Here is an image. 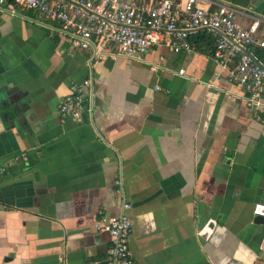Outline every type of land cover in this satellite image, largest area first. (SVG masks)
<instances>
[{
    "label": "crops",
    "instance_id": "1",
    "mask_svg": "<svg viewBox=\"0 0 264 264\" xmlns=\"http://www.w3.org/2000/svg\"><path fill=\"white\" fill-rule=\"evenodd\" d=\"M214 1L244 28L264 20V0ZM202 31L189 40L216 45ZM209 52L162 44L91 62L57 23L0 9V264H105L97 224L124 197L133 264H264L252 212L264 202V110L215 78ZM89 78L88 111L62 121L70 85Z\"/></svg>",
    "mask_w": 264,
    "mask_h": 264
},
{
    "label": "built area",
    "instance_id": "2",
    "mask_svg": "<svg viewBox=\"0 0 264 264\" xmlns=\"http://www.w3.org/2000/svg\"><path fill=\"white\" fill-rule=\"evenodd\" d=\"M0 9L13 16L32 11L57 23L73 50L91 51V62L105 56L141 60L162 44L175 53H192L191 33L213 32L217 35L213 58L221 68L215 78L223 76L242 87L246 94L238 98L255 111L264 110V20L255 19L244 28L236 20L237 10L226 4L214 0H0ZM179 74L185 75V69ZM91 88V78L70 85L59 105L62 121L82 120ZM4 173L0 168V176ZM130 209L124 197L120 213L97 224L98 230L110 235L105 264H133V223L126 214ZM252 212L264 218V202L255 203Z\"/></svg>",
    "mask_w": 264,
    "mask_h": 264
},
{
    "label": "trees",
    "instance_id": "3",
    "mask_svg": "<svg viewBox=\"0 0 264 264\" xmlns=\"http://www.w3.org/2000/svg\"><path fill=\"white\" fill-rule=\"evenodd\" d=\"M202 32H207V31H202ZM194 33H191V35H193ZM199 37V38H198ZM196 37L195 39L189 40L190 44L193 46V48H195V50H198L199 52H205L207 50H210L211 55H214V51L216 48V45L213 46V42L210 41V37L209 36H204L203 34ZM202 40V41H200ZM209 40V44L205 43V41Z\"/></svg>",
    "mask_w": 264,
    "mask_h": 264
},
{
    "label": "water",
    "instance_id": "4",
    "mask_svg": "<svg viewBox=\"0 0 264 264\" xmlns=\"http://www.w3.org/2000/svg\"><path fill=\"white\" fill-rule=\"evenodd\" d=\"M256 219H257V222L264 223V218H262V217H256Z\"/></svg>",
    "mask_w": 264,
    "mask_h": 264
}]
</instances>
